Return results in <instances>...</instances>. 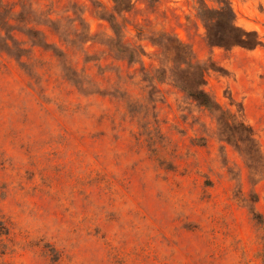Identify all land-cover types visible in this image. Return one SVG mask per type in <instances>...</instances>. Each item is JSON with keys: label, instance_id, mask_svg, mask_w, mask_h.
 <instances>
[{"label": "rangeland", "instance_id": "rangeland-1", "mask_svg": "<svg viewBox=\"0 0 264 264\" xmlns=\"http://www.w3.org/2000/svg\"><path fill=\"white\" fill-rule=\"evenodd\" d=\"M0 264H264V0H0Z\"/></svg>", "mask_w": 264, "mask_h": 264}]
</instances>
